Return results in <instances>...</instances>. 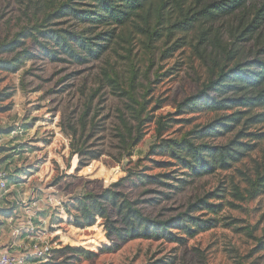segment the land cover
Instances as JSON below:
<instances>
[{"label":"rangeland","instance_id":"1","mask_svg":"<svg viewBox=\"0 0 264 264\" xmlns=\"http://www.w3.org/2000/svg\"><path fill=\"white\" fill-rule=\"evenodd\" d=\"M67 1L0 0V43L44 22L48 29L88 38L103 32L117 35L99 61L78 65L38 58L25 62L18 73L0 71V164L9 175L8 192L0 191V255L10 252L11 246L18 248L14 227L32 223L37 229L31 236L52 244L53 255L48 260L31 257L29 264H264V193L245 202L235 201L229 193L232 182L244 191L249 188L247 178L263 173L264 140L231 171L200 179L184 177L178 168L157 169L154 162L163 158L152 153L159 141L157 118L174 114L178 104L196 94L220 67L264 59V24L256 32L249 27L263 0L216 21L202 11L219 0H164L162 7L155 5L125 28L51 18ZM193 20L194 26L187 28ZM26 45L38 54L32 40ZM129 95L144 107L140 120L135 110L141 106ZM216 116L206 112L171 116L188 122H173L163 137L180 138ZM138 128L144 135L135 144L127 129L136 133ZM247 132L264 134V123ZM234 136L211 142L226 144ZM144 174H170L172 180L187 183L162 179L172 187L144 186L137 181ZM127 176L131 179L116 190L139 202L147 216L170 219L220 190L226 192L222 214L226 220L184 245L122 243L107 236L101 219L90 228L74 225L71 206L77 198L100 193ZM245 227L253 230V237ZM66 247L95 252L97 257L69 260L72 254L60 253Z\"/></svg>","mask_w":264,"mask_h":264},{"label":"trees","instance_id":"2","mask_svg":"<svg viewBox=\"0 0 264 264\" xmlns=\"http://www.w3.org/2000/svg\"><path fill=\"white\" fill-rule=\"evenodd\" d=\"M251 1L255 0H219L205 6L202 13L209 20L216 21L245 10ZM165 3L164 0H68L62 3L50 17L55 19L73 17L96 26L113 25L125 28L147 15L155 5L162 7L161 5ZM194 22L196 20L189 21L187 28H192ZM46 23L24 29L12 39L0 43V57H2L0 71L18 73L25 62L38 58L52 63L86 65L101 60L117 39L114 32H103L88 38L77 32L48 29ZM263 24L264 0L256 10L253 26L249 27L256 32ZM27 39L35 43L38 54L27 48ZM128 99L141 106L140 111L135 110L136 119L140 120V115L144 112L143 105L132 95H129ZM202 112L217 116L205 125L193 127L180 138L163 137L173 122H188L186 119H172L171 116L194 115ZM262 123H264V59L222 66L196 94L178 104L174 114L156 119L159 141L153 146L152 153L162 157L163 160L154 163L157 169L161 170L168 168L184 170L181 175L189 179H200L220 171H231L256 151L259 141L264 140L263 133L247 132ZM127 131L135 144L142 140L144 133L139 128L136 133L131 129ZM232 134H235L234 138L226 144L211 142ZM72 135L75 138L77 132H73ZM126 137L123 136L124 142ZM247 138H250V141L245 142ZM176 171L173 170L174 173H177ZM130 179L131 176H127L100 193L86 192L77 198L71 206L75 212L74 225L80 229L90 228L101 219L104 221L107 236L117 238L122 243L149 240L184 245L198 235L216 229L226 220L222 216L226 208L223 202L226 192L220 190L199 198L185 212L170 219L162 220L147 216L139 207V202L116 190ZM162 179L178 181L180 185L187 183V180H172L170 174L138 175L137 181L144 186L172 187ZM246 182L249 188L244 191L238 184L232 182L229 193L235 201L245 202L264 193V171L257 173L254 179L247 178ZM71 209H68V213H71ZM112 211L118 220H114ZM243 230L253 237L254 233L250 227H245ZM60 253L72 254L69 260L78 261L93 260L97 257V253L81 248L66 247Z\"/></svg>","mask_w":264,"mask_h":264},{"label":"built area","instance_id":"3","mask_svg":"<svg viewBox=\"0 0 264 264\" xmlns=\"http://www.w3.org/2000/svg\"><path fill=\"white\" fill-rule=\"evenodd\" d=\"M9 190V175L6 171L0 169V191L8 192ZM33 227L29 229V232H33ZM23 230L20 227H14L13 236L18 238L21 236ZM33 242L29 249L30 253L26 254H13L2 253L0 255V264H29L31 257L38 260H48L53 255V246L50 243L43 241L39 236L33 238Z\"/></svg>","mask_w":264,"mask_h":264},{"label":"crops","instance_id":"4","mask_svg":"<svg viewBox=\"0 0 264 264\" xmlns=\"http://www.w3.org/2000/svg\"><path fill=\"white\" fill-rule=\"evenodd\" d=\"M5 166H7V164ZM3 167H4V165L0 164V169L5 171V169H3ZM29 224L31 227L22 228L24 230V232H22L21 237L20 236L18 237L19 241H17L16 244L14 243L15 245H17L18 248H12L13 246H11V248H9L11 251L10 250H9L10 252L5 251L6 253H13V254L17 253V254H19V253H21L23 251H27L29 249V247L31 246V244L34 240L33 237L31 236V233L29 232V229H31L32 227H33V229H35L32 223H29ZM16 239H14L13 242ZM28 239H30V241Z\"/></svg>","mask_w":264,"mask_h":264}]
</instances>
